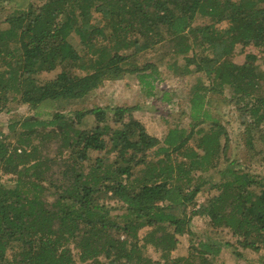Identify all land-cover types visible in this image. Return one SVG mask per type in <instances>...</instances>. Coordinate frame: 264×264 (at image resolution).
I'll list each match as a JSON object with an SVG mask.
<instances>
[{"label": "trees", "instance_id": "obj_1", "mask_svg": "<svg viewBox=\"0 0 264 264\" xmlns=\"http://www.w3.org/2000/svg\"><path fill=\"white\" fill-rule=\"evenodd\" d=\"M6 2L0 115L12 103L34 114L0 130V173L9 176L0 181V264H219L223 249L243 264H264V56L263 67L254 53L231 60L237 45L264 54V0ZM145 53L151 57L141 60ZM162 72L194 83L186 120L160 137L130 107L72 108L123 77L155 96ZM158 99L170 102L164 91ZM215 101L246 118L257 174L226 156V129L209 110ZM44 106L54 110L41 118ZM54 137L61 150L41 154ZM211 169L210 182L203 174ZM205 184L215 192L195 207ZM223 230L234 243L218 237ZM180 235L188 252L172 257Z\"/></svg>", "mask_w": 264, "mask_h": 264}, {"label": "rangeland", "instance_id": "obj_2", "mask_svg": "<svg viewBox=\"0 0 264 264\" xmlns=\"http://www.w3.org/2000/svg\"><path fill=\"white\" fill-rule=\"evenodd\" d=\"M18 1L19 0H17V2ZM17 2L15 3L17 4ZM9 7L10 4H8L6 0L0 1V17L6 15ZM4 25L5 24L0 23L1 27ZM73 42L75 43V40H73ZM248 52L254 53L258 57L256 63L262 65L261 60L264 54L258 52V50L252 46L245 48L238 45L235 46L231 55V60L240 63L244 60V55ZM149 56L151 57V54H141L140 59H147ZM57 71L58 70L49 73H42L41 77H52ZM193 83L194 76H174L170 75L168 72H162V78L155 81L156 95L145 97L143 89L134 77L105 80L104 83L94 90L84 102L73 105L72 108L101 105L107 106L112 110L113 108L115 109V107H130L132 116L138 119L150 134L160 137L171 122L186 120V113L188 111L186 99ZM163 91L168 97H170V102L158 99ZM42 109V112L39 113L41 118H45L48 116V113L54 110L53 106H44ZM64 110L66 111L67 109H62V111ZM209 110L211 115H213L214 118H216L226 129L228 135L226 156L228 159L235 160L236 164L251 173L257 174L260 172L261 165L258 163L256 156H254V151L246 147V134L244 131V121H246V118L243 116V113L236 105L232 103H223L221 101H215ZM33 114V110L29 109L26 105L12 103L10 113L0 115V130L6 132L8 123L23 116ZM60 141L61 140L58 137L45 140V145L43 146L44 149L41 154L52 156L57 151H60ZM62 152H64V150H62ZM223 165V161L221 160L218 167L220 168ZM215 171V169H211L203 175L211 182L214 180ZM8 177L9 176L0 173V181L9 183V180L7 179ZM214 192V189L210 188L208 184L202 186V188H200L195 194V207H197L198 204L204 203ZM102 200L110 205H114V201L111 199L103 197ZM191 208L192 207L189 205L187 207L188 211ZM193 221L198 222L195 218H193ZM144 230L145 228H141L138 231V234H142ZM218 237L224 241H229L231 243L235 242V238L226 230L220 231ZM188 243L187 235L177 236V243L174 249L170 252V255L172 257L186 255L188 252ZM145 251L152 258L161 259L160 253L153 250L151 246L148 245ZM234 251L236 253H241L244 258L254 259L256 257V254L249 249L237 247ZM217 260L219 264H243V261L239 260L236 255L231 254L229 249H223Z\"/></svg>", "mask_w": 264, "mask_h": 264}]
</instances>
